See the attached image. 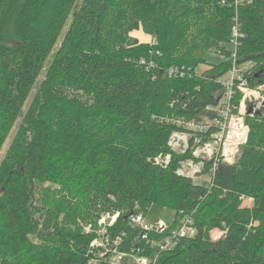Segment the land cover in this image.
Returning <instances> with one entry per match:
<instances>
[{
  "label": "trees",
  "instance_id": "16d2710c",
  "mask_svg": "<svg viewBox=\"0 0 264 264\" xmlns=\"http://www.w3.org/2000/svg\"><path fill=\"white\" fill-rule=\"evenodd\" d=\"M236 19L238 62H254L246 77L260 90L264 0H0V154L19 122L0 162V264H88L98 221L116 214L107 233L123 235L122 254L154 258L190 218L194 234L156 264H264V111L246 116L236 163L204 161L210 182L178 173L209 134L192 131L185 153L169 146L180 120L219 116L207 108L225 94L217 80L232 67ZM210 51L227 59L197 75ZM242 100L237 92L233 103ZM161 154L171 155L165 166ZM155 204L176 211L173 227L132 224Z\"/></svg>",
  "mask_w": 264,
  "mask_h": 264
},
{
  "label": "built area",
  "instance_id": "2783aa9c",
  "mask_svg": "<svg viewBox=\"0 0 264 264\" xmlns=\"http://www.w3.org/2000/svg\"><path fill=\"white\" fill-rule=\"evenodd\" d=\"M228 0H223V3H226ZM245 0H235L236 6L239 4H243ZM249 3H251V0H249ZM237 18V15L236 17ZM236 25L233 28L232 32V38L230 44L233 46V50L230 51V61H232V67L228 74L225 77L220 78L217 80L219 83L223 85L225 88V94L223 98L220 100V103L222 104V109L214 110L212 109V106H209L207 109L210 111H217L218 117L211 122L210 124H206L204 126H201L196 121H185L180 120L179 124L184 128L183 131L175 132L172 135V140L170 141L169 145L170 147L173 146V151H187L188 146H182L181 142L187 143V139L185 137V133L190 134V139L195 136L194 133H191L192 131H199L200 134L208 135V141L204 144L201 149L197 148L195 151H236L235 149V143H232L229 147L226 146V141L229 138L236 137L235 141H241L246 138V134L248 131L246 124H242L239 127L235 125L236 119L232 118L231 123L229 125L230 117L231 115H237L242 117H246L248 113V107L245 105L246 100H250L253 103V109L254 112H256L258 109H260L262 106H264V95H262V91L264 90V85H261L259 87L260 90H253L249 86V79L246 77L249 70L253 67L254 62H248L245 64H239L238 62V50H239V39H240V32H239V24L237 23L236 19ZM157 42L155 40L152 41V44H156ZM195 73L199 75L198 69H195ZM178 74V71L175 69L169 70V75H175ZM182 77L186 75V73L181 74ZM237 92H241L243 94V100L239 107L235 106L233 103L234 97ZM250 108V107H249ZM214 131L209 133L212 128H214ZM230 129V130H229ZM227 132H228V138H227ZM231 132V133H230ZM201 138L197 137L195 140V144H201ZM225 156H229L224 154ZM171 159V155L167 154L166 156L159 155L155 162L161 166H165L169 163ZM186 164H183L182 167H184ZM204 167V163L202 162L199 166ZM188 166L192 167L193 162L188 163ZM197 168V166H195ZM203 170V169H202ZM200 171V170H199ZM198 172V170L194 171V173ZM192 178L190 176H185ZM132 224L134 226L141 227L144 231H151L155 230L158 232H163L165 230L164 227H158L153 228L147 223H145L144 215L138 214L134 215L132 217ZM192 220L188 218L187 221L182 222V225L172 232V235L169 237H166L162 240V242L159 243V250L160 251H169L170 249H173L179 240V238L187 235H193L194 230L192 228ZM87 231H90V227L87 228ZM122 236H117L116 238H112L111 236L106 233L104 236H100L99 238L95 239L91 244V249L93 253L92 259L88 262V264H114V258L113 256H118L122 253L118 250V245L122 241ZM113 259V260H112ZM146 259V258H145ZM157 261V257L153 260Z\"/></svg>",
  "mask_w": 264,
  "mask_h": 264
},
{
  "label": "rangeland",
  "instance_id": "374dc122",
  "mask_svg": "<svg viewBox=\"0 0 264 264\" xmlns=\"http://www.w3.org/2000/svg\"><path fill=\"white\" fill-rule=\"evenodd\" d=\"M131 38L136 40V41H138V42H151L152 41V36L144 33L141 30L132 31L131 32ZM153 40H155V39L153 38ZM225 47L229 51L233 50V46L230 43L226 44ZM223 53H224L223 51H222V53H221V51H218V52L210 51L206 55V63L201 64L197 68L198 72L200 74H202L203 72H205L208 69L212 68V66L217 65V64L225 61L227 59V56L224 55ZM261 85H264V83L261 84ZM262 95H264V94L262 93ZM31 99H32V97L29 98L28 103H30ZM221 105L222 104L219 103V106H212V109H214V110L222 109ZM245 105L249 109V107L253 106V103L250 100L247 99L246 102H245ZM27 106L28 105L26 104V107ZM260 111H264V106H262L260 109L257 110V112H260ZM232 118L236 119L235 125L237 127H239L242 124H246V122H245L246 121V117L239 116V118H238L236 114L235 115L232 114L231 117H230L229 125L231 123V119ZM208 121L209 120H205V122H203L200 125L204 126L206 124H210ZM18 123L12 129V131L10 133V136H9V139L7 141V144L4 146V149H3V151L0 154V162L3 160V158L5 156L6 150H7L8 146H9V144H10V142H11V140H12L14 134H15V130L17 129ZM245 126H247V128H248V131H247V134H246V138L241 140L240 142L239 141L233 142L236 137H232V138L229 139L228 138L229 134L227 132V138L228 139L226 141V146L229 147L232 143H235L236 144L235 145L236 151H212V152H210V151H198L197 152V151H195L197 148L201 149V147L204 146L203 143L199 144V145H197L195 150L192 151L194 156L199 158V161L195 162L193 160H189V161H185V162L181 163V165H180V167L178 169V173L181 176H190V177H192V179L194 180V183H196V184H204V182H206L207 180H208V182L212 181L213 177L211 176V174H207V176L205 174H203L202 172H203L204 168H203L202 165L201 166H199V165L202 162L204 163L205 160H211L214 157L216 158L219 155H220L219 157H222L223 160L225 162H227V163H231V164L236 163V161H238L237 158H238V156L240 154V151H239L240 146L246 144L247 141H248V138H249L250 129H249L247 124ZM185 137H186L188 142L185 143V144H184V142H181V144H182V146L187 145L188 149H189V146H191L190 134L185 133ZM171 140H172V136L170 137V141ZM206 142L207 141H205L204 143H206ZM204 148H205V146H204ZM172 149H173V146H171V150ZM174 152H176V153H185L186 151L178 150V151H174ZM224 154L229 155V156H225L224 157L223 156ZM161 155L166 156L167 154H161ZM191 162H193V166L192 167L188 166V163H191ZM183 164H186V165L184 167H182ZM195 166H197V168ZM196 170H198V172L194 173V171H196ZM246 200H247V202H246L247 205H249L251 207L253 205V203H254V200L252 198H250L249 200L248 199H246ZM118 217H119V214H116L115 216L107 215V216L102 217L98 221V224L101 227V229L99 230L100 236H104L107 233L108 226H111L117 220ZM144 220H145V223H147L148 225H150L153 228L164 227L165 230H167V229L173 227V225H174V223L176 221V211L171 209V208H166L164 206L155 204L152 207H150V209L147 212V214L144 215ZM187 220H188V218L183 219L181 221V225H182V222H185ZM212 238H213V235H212ZM162 240H161V242H162ZM159 251H160L159 250V246L156 245V254L154 255V258H152L150 260L149 259H145V258H141V257L136 256V255H132V254L131 255L130 254H120V255H118L116 257L113 256L114 264H156V262L153 261V260L156 257L158 258Z\"/></svg>",
  "mask_w": 264,
  "mask_h": 264
},
{
  "label": "crops",
  "instance_id": "0c3cea01",
  "mask_svg": "<svg viewBox=\"0 0 264 264\" xmlns=\"http://www.w3.org/2000/svg\"><path fill=\"white\" fill-rule=\"evenodd\" d=\"M152 40H153V37H152ZM146 43H148V42H146ZM207 176V175H206ZM206 182H208V180L206 181ZM205 183V182H204ZM249 200V199H248ZM247 200L245 201V205H247ZM247 206H249V205H247ZM224 234V232H222V231H220V230H215V231H213L212 232V235H213V238L214 239H219L222 235Z\"/></svg>",
  "mask_w": 264,
  "mask_h": 264
},
{
  "label": "water",
  "instance_id": "95a60500",
  "mask_svg": "<svg viewBox=\"0 0 264 264\" xmlns=\"http://www.w3.org/2000/svg\"><path fill=\"white\" fill-rule=\"evenodd\" d=\"M255 113H257V111H256V112H254V109H253V107H250V108L248 109L247 116H252V115H254Z\"/></svg>",
  "mask_w": 264,
  "mask_h": 264
},
{
  "label": "bare ground",
  "instance_id": "6f19581e",
  "mask_svg": "<svg viewBox=\"0 0 264 264\" xmlns=\"http://www.w3.org/2000/svg\"><path fill=\"white\" fill-rule=\"evenodd\" d=\"M137 228V227H136ZM144 233V232H143ZM138 258V257H137Z\"/></svg>",
  "mask_w": 264,
  "mask_h": 264
}]
</instances>
